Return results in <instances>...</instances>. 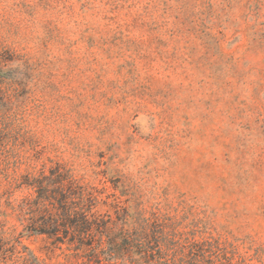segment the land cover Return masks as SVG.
Instances as JSON below:
<instances>
[{
  "label": "rangeland",
  "instance_id": "374dc122",
  "mask_svg": "<svg viewBox=\"0 0 264 264\" xmlns=\"http://www.w3.org/2000/svg\"><path fill=\"white\" fill-rule=\"evenodd\" d=\"M55 171L90 248L15 207ZM0 223V264H264V0H0Z\"/></svg>",
  "mask_w": 264,
  "mask_h": 264
},
{
  "label": "trees",
  "instance_id": "16d2710c",
  "mask_svg": "<svg viewBox=\"0 0 264 264\" xmlns=\"http://www.w3.org/2000/svg\"><path fill=\"white\" fill-rule=\"evenodd\" d=\"M25 185L32 188L34 193L22 199L15 206L21 213L26 209L29 211V218L22 216L23 221L29 223L25 228L37 234L61 235L59 237L61 243L67 240L69 244L78 249L92 247L91 240L94 230L100 231L103 227L101 226L102 215L98 210L96 189L78 185L65 173L59 171H55L52 176L41 173L38 176L27 178ZM106 228L108 227H103L105 230ZM0 235L2 241L8 235L6 225L3 223H0ZM137 241L143 251L140 261L150 263L149 258L154 250L153 247L158 245L157 234L153 226L144 225ZM133 243L135 240L130 232L125 235V239L119 237L111 239L109 246L111 255L117 259L128 256Z\"/></svg>",
  "mask_w": 264,
  "mask_h": 264
}]
</instances>
